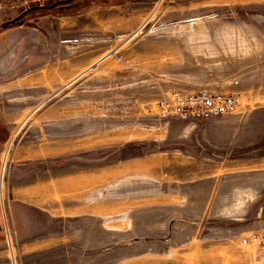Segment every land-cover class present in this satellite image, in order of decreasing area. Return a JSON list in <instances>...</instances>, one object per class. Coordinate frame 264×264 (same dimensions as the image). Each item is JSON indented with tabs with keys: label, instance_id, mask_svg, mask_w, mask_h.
<instances>
[{
	"label": "rangeland",
	"instance_id": "rangeland-1",
	"mask_svg": "<svg viewBox=\"0 0 264 264\" xmlns=\"http://www.w3.org/2000/svg\"><path fill=\"white\" fill-rule=\"evenodd\" d=\"M58 1L0 0V25L36 7L22 29L59 41L42 63L56 70L0 80V137L10 133L0 200L8 212L21 177L35 183L29 200L44 216L21 215L44 236L38 246L0 232V264H264V171L220 163L215 148L228 142L219 131L264 123V113L248 125L238 117L264 109V0L38 8ZM136 10L140 21L125 32L91 26L92 15ZM205 90L242 104L209 120L164 113L171 93Z\"/></svg>",
	"mask_w": 264,
	"mask_h": 264
},
{
	"label": "crops",
	"instance_id": "crops-1",
	"mask_svg": "<svg viewBox=\"0 0 264 264\" xmlns=\"http://www.w3.org/2000/svg\"><path fill=\"white\" fill-rule=\"evenodd\" d=\"M208 1V0H207ZM230 2V1H229ZM130 5V4H128ZM113 7H119L113 6ZM136 10L132 14L125 16L124 14H95L92 15L91 25L94 30L102 33L109 32L111 29L118 32H125L133 29L140 21V13ZM88 18V14L85 15ZM84 30L90 25L89 20L84 22ZM23 23L18 24L16 28H9L0 33V80L9 79L17 76H22L30 70H56L57 67H44V55L48 48H52L53 41L57 36H48V32L44 29H22ZM111 28V29H110ZM76 64V59L73 60ZM257 108V107H254ZM246 109L241 112L239 118L244 119L248 125L250 121H259L263 117L264 109ZM262 129H233L228 131H219V134L226 136L228 134V142L220 141L216 143L220 163H240L251 166L256 171H264V123ZM3 130H0V132ZM222 136L221 138H225ZM10 137L8 129H5V134L0 137V145L5 143ZM218 145V146H217ZM24 171L23 167H14L13 173L20 174ZM18 189L20 195L18 199L12 200V206H9V211H6L4 202L0 200V232L4 237H7V231H12L15 239L19 238L20 243L25 246H38L44 241V236H39L38 229L30 224L22 222V213L33 218L40 216L43 221L42 213L39 215L37 205L29 199L35 197L33 182L21 179ZM2 191L0 190V194ZM28 225V226H27ZM37 225V224H33ZM26 230H29L26 232Z\"/></svg>",
	"mask_w": 264,
	"mask_h": 264
},
{
	"label": "built area",
	"instance_id": "built-area-1",
	"mask_svg": "<svg viewBox=\"0 0 264 264\" xmlns=\"http://www.w3.org/2000/svg\"><path fill=\"white\" fill-rule=\"evenodd\" d=\"M258 99L260 103L264 104V91ZM241 104L242 97L240 95L207 90L195 93L173 92L162 103V109L164 113L180 120L197 121L235 113Z\"/></svg>",
	"mask_w": 264,
	"mask_h": 264
},
{
	"label": "water",
	"instance_id": "water-1",
	"mask_svg": "<svg viewBox=\"0 0 264 264\" xmlns=\"http://www.w3.org/2000/svg\"><path fill=\"white\" fill-rule=\"evenodd\" d=\"M71 1H73V0L58 1V2H56V3H54V4L50 5V6H40V7H38V8L51 9V8H53V7H54L55 5H57V4H67V3H70ZM34 9H36V7H33V8H31V9L26 10L25 12H23L22 14H20L18 17H16L15 19H13L12 22H18L19 24H21V23H22L21 18H22L25 14H27L29 11L34 10Z\"/></svg>",
	"mask_w": 264,
	"mask_h": 264
},
{
	"label": "trees",
	"instance_id": "trees-1",
	"mask_svg": "<svg viewBox=\"0 0 264 264\" xmlns=\"http://www.w3.org/2000/svg\"><path fill=\"white\" fill-rule=\"evenodd\" d=\"M44 10V9H43ZM19 23L18 22H12V21H9V22H6L2 25H0V29H5V28H9L11 26H15V25H18Z\"/></svg>",
	"mask_w": 264,
	"mask_h": 264
}]
</instances>
